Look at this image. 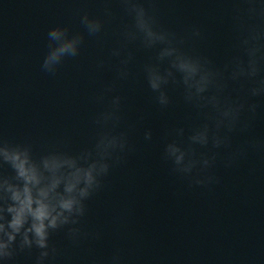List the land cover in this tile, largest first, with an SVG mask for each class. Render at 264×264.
<instances>
[{
    "label": "water",
    "instance_id": "obj_1",
    "mask_svg": "<svg viewBox=\"0 0 264 264\" xmlns=\"http://www.w3.org/2000/svg\"><path fill=\"white\" fill-rule=\"evenodd\" d=\"M105 7L113 15H104ZM230 0H157L160 23L180 34L199 26L204 38L186 47L210 56L217 65L233 54ZM87 11L104 19L99 37L85 32L80 18ZM131 23L118 0H0V136L31 142L34 152L56 148L76 153L90 147L94 116L114 95L122 97L121 128L129 130L135 151L112 169L106 187L89 200L81 227L99 232V239L73 246L64 231L50 243L58 249L51 264H106L119 248L125 264H264V155L249 153L225 168L227 150L212 171L220 183L189 188L170 174L161 159L166 136L177 127L199 122L197 111L184 103L182 89L169 86L172 104L164 110L153 102L142 66L155 56L136 44L128 80H117L119 58L110 55L123 27ZM57 24L85 35L80 55L67 59L56 76L41 71L47 32ZM105 61L97 69L98 61ZM115 91L103 103L94 99L106 86ZM232 87H236L232 85ZM250 135L264 139V101ZM141 117H143L141 119ZM151 129V141L144 131ZM247 134H233V147ZM6 174L11 169L5 166ZM37 250L17 257V264H34Z\"/></svg>",
    "mask_w": 264,
    "mask_h": 264
},
{
    "label": "clouds",
    "instance_id": "obj_2",
    "mask_svg": "<svg viewBox=\"0 0 264 264\" xmlns=\"http://www.w3.org/2000/svg\"><path fill=\"white\" fill-rule=\"evenodd\" d=\"M131 23L123 27L112 57L116 79L128 80V65L134 59L128 46L136 44L155 50V56L142 66L153 102L161 110L172 104L169 86L182 89L186 105L197 111L199 122L188 130L177 127L167 135L161 159L170 165L171 175L186 181L189 188H210L220 183L212 169L221 153L225 168L233 167L249 153L264 155V139L250 135L257 110L264 101V0H230L233 54L217 65L208 55L186 47L188 40H200L204 33L193 25L180 34L164 27L158 17L157 0H118ZM104 15H113L105 7ZM80 22L88 36L99 37L105 21L83 13ZM85 35L71 32L57 24L47 32V51L40 69L56 76L67 59L80 55ZM105 61L97 63L102 69ZM235 85L236 87H232ZM115 85L105 87L94 99L103 103ZM122 97L114 95L108 106L93 118L95 135L90 147L76 153L52 148L34 152L31 142H13L0 136V264H17L23 253L37 250L34 264H51L58 255L50 243L54 233L64 231L66 239L79 246L83 240L99 239V232L81 227L88 214V201L106 187L112 169L127 162L135 151L129 130L121 128ZM143 117H141L142 119ZM247 138L233 147V134ZM152 130L144 131V139L152 140ZM5 166L11 169L6 174ZM93 264L101 262L93 261ZM106 264H125L117 248Z\"/></svg>",
    "mask_w": 264,
    "mask_h": 264
}]
</instances>
